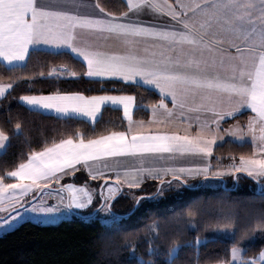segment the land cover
<instances>
[{
  "label": "snow or ice",
  "instance_id": "6c2138e0",
  "mask_svg": "<svg viewBox=\"0 0 264 264\" xmlns=\"http://www.w3.org/2000/svg\"><path fill=\"white\" fill-rule=\"evenodd\" d=\"M65 49L85 70L51 65L49 71L33 75L142 80L159 90L161 99L147 105L159 122L150 120L147 127L155 124V130H146L143 120H133V109L140 105L134 94L123 90L94 95L55 90L20 96L19 101L29 109L83 114L93 119L102 105H119L128 124L126 131L91 138L73 132L29 152L26 160L0 175V200L12 193L8 207L14 210V215L0 220V225L28 214L40 221H54L75 210L88 209L94 198L99 200L96 210L108 213V205L123 184L131 182L132 187H139L137 181L145 173L157 178L202 173L207 178L209 174L242 171L264 185V0H125L124 10L118 12L109 11L100 0L90 4L86 0H0V60L11 67L23 66L34 50ZM13 88L14 82L0 80V96ZM169 98L172 108L166 103ZM245 107L253 113L246 124L237 122L222 128L223 121L234 120ZM11 131L18 134L22 125L17 123ZM225 133L237 138L251 135L255 151L241 154L239 164L223 171L217 167L213 172L208 162L179 168L142 166L144 157L164 153L207 158ZM9 138L0 127V146ZM121 157L139 158L141 166L122 167L118 163ZM109 160L117 162L109 164ZM96 162H101L104 171L92 167ZM79 168L87 169L93 180L103 178V183L91 188L88 181L60 182ZM113 173L114 180L110 179ZM155 226L160 227L159 222ZM159 236L153 232L151 239ZM179 247L174 244L169 250V261ZM239 252L233 244L232 260L219 264H236L237 260L239 264H253L251 258L241 259ZM258 257L264 261V250ZM141 264L154 262L141 258Z\"/></svg>",
  "mask_w": 264,
  "mask_h": 264
},
{
  "label": "trees",
  "instance_id": "16d2710c",
  "mask_svg": "<svg viewBox=\"0 0 264 264\" xmlns=\"http://www.w3.org/2000/svg\"><path fill=\"white\" fill-rule=\"evenodd\" d=\"M100 2L113 12L123 11L125 6L123 0ZM62 64L72 71L85 70L80 60L68 51L34 50L23 66L8 67L0 62V80L14 82V88L0 96V127L10 137L0 151V175L26 160L29 152L38 151L45 143L67 134L78 131L91 138L127 127L117 108L104 106L99 118L90 122L29 109L19 101L22 95L55 90L83 91L92 95L123 90L137 98L136 103L140 106L133 111V117L137 119H146L147 105L161 99L151 89L118 80L68 77L67 74L62 78L33 75L49 71L51 65ZM246 117L247 113L241 112L234 120L223 121L222 125ZM17 123L22 125L18 134L11 131ZM249 153V142L225 139L213 146L209 156L212 171ZM235 174L242 181L236 180V185L233 182L229 186L225 180V188L202 187L203 180L211 176L195 179L192 185H188L186 179H162L164 183L177 179L181 184L163 192H160L162 180L154 179L145 180L136 188H122L110 202V210L118 216L110 223L90 215L89 212L99 205L98 199H94L90 211L89 208L79 210L75 216L58 223L22 221L0 235V264H141V258L154 264H217L230 260L233 244L242 249L243 259L255 257L264 248V228L261 227L264 225V193L255 191L254 178L244 172ZM89 179L79 169L72 177H64L63 182L70 180L83 184ZM91 183L99 186L101 181L92 180ZM143 194H150L151 198L140 199L134 207L139 195L149 197ZM86 217L88 221L83 220ZM155 222H159L160 227H156ZM149 226H152L151 231ZM153 232L160 233L159 239H151ZM174 244H180V247L169 261V250Z\"/></svg>",
  "mask_w": 264,
  "mask_h": 264
},
{
  "label": "crops",
  "instance_id": "0c3cea01",
  "mask_svg": "<svg viewBox=\"0 0 264 264\" xmlns=\"http://www.w3.org/2000/svg\"><path fill=\"white\" fill-rule=\"evenodd\" d=\"M124 2H125V0H123ZM86 2L87 3H92L93 2V0H86ZM174 2H175V0H174ZM184 2L185 3H188V2H190V0H184ZM49 51H68V52H70V50H68V49H65V50H49ZM71 53V52H70ZM72 54V53H71ZM73 55V54H72ZM74 56V55H73ZM0 62L1 63H3L4 65H6V66H8L7 65V63L6 62H4V61H2V60H0ZM8 67H11V66H8ZM94 80H118V81H121L119 78H105V79H99V78H96V79H94ZM123 82V81H122ZM125 83H131V84H138V85H141V86H144V87H146V88H148V89H151V90H153V91H155L156 93H158L159 94V96L161 97V95H160V93H159V90L158 89H156L153 85H149V84H145L142 80L140 81V83H136V82H125ZM39 94V93H38ZM98 94H100V93H98ZM86 95V94H85ZM92 95H94V94H92ZM22 103V102H21ZM166 103H167V105H168V108H172V104H171V102H170V98L168 99V100H166ZM23 104V103H22ZM24 105V104H23ZM104 106H110V107H113V108H117V109H119L120 110V112H121V115H122V117H123V109H122V106H119V105H112V104H110V103H108V104H105V105H102L101 106V110H102V108L104 107ZM135 108V107H134ZM39 111H41V110H39ZM133 111H134V109H133ZM41 112H43V113H47V114H53V115H55V116H59V117H76V118H80V119H83V120H86V121H90V122H93V121H95L96 119H98L99 118V116H100V113H101V111L99 112V113H97V115H96V118L95 119H93V118H90V117H87L86 115H83V114H76V113H69V114H62V113H56L55 111H41ZM157 112L159 113V109L157 110ZM241 112H246L247 113V117L246 118H248L250 115H253V113H252V111L250 110V109H248L247 107H245L244 109H242L241 110ZM124 118V117H123ZM245 118V119H246ZM125 120H126V122H127V124H128V121H127V119L126 118H124ZM173 120H175L176 119V117H173L172 118ZM133 120H135V121H140V120H143L144 122H145V128H146V130H155V124L153 125V128H151V129H149L148 127H147V125H148V122L150 121V120H156L157 121V123L159 122V120H158V117H154L153 116V112H152V110L150 109V108H148V117L146 118V119H137V118H134L133 117ZM237 122H242L241 120H237V121H234V122H232V123H230V124H228V126L229 125H233V124H235V123H237ZM226 126V125H225ZM228 126H226V127H228ZM127 130V127H126V129L125 130H121V131H126ZM193 131H195V127H193V129H192ZM180 131L182 132L183 131V126L181 125V127H180ZM227 139H230V140H232L231 138H227ZM225 140V139H224ZM222 142V141H221ZM218 143H220V142H218ZM5 144H6V142H5ZM217 144V143H216ZM4 146L5 145H2V146H0V148H4ZM176 154H179L180 156H177ZM187 153H185V154H181V153H175V154H168V153H164V154H162V155H158L157 157H151V156H147V157H144L143 158V167L144 168H162V167H165V166H175V167H177V168H179V167H181V166H188V165H190V163H188V161H190V159L187 157V155H186ZM174 155H176V161H175V156ZM117 161H113V160H109V161H107V163H109V164H114V163H116ZM100 163L101 162H96V163H94V164H92V167L94 168V169H97V170H101V171H104L101 167H100ZM118 163L120 164V166H122V167H128V168H135V167H140L141 166V163H140V160H139V158H133V157H121L120 159H119V161H118ZM159 163H161V164H159ZM208 163H210L209 162V159H208ZM80 170H82V171H84L90 178H92L91 176H90V174L88 173V171H87V169H85V168H79ZM78 169V170H79ZM114 173L110 176V179H113L114 180ZM181 177L178 173H173V174H168V175H165V176H161L160 178H157L155 175H148L147 173H145V176H144V178L143 179H141V180H139V181H137V183L139 184V186L145 181V180H148V179H154V180H162V179H165V178H169V177H176V178H179V177ZM185 176V175H184ZM183 176V177H184ZM186 176H188V175H186ZM181 179V178H180ZM184 179V178H183ZM101 180H103V178H101L100 180H96V181H101ZM11 182V181H10ZM61 183H69V182H71V183H75V182H73V181H70V180H67V181H65V182H63V178L61 179V181H60ZM41 183H44V181H41ZM53 184H55V181H53ZM77 184H79V183H77ZM96 185V184H95ZM123 186H128L129 188H136V187H132L131 186V182H129V183H125V184H123ZM12 193H6L5 194V197L2 199V200H0V220H5L8 216H9V213H6L7 211H5L7 208H9L8 207V205H9V203H11V197H12ZM10 210V209H9ZM75 211H79V210H75ZM73 214V213H72ZM68 217V216H67ZM66 217V218H67ZM71 217V216H70Z\"/></svg>",
  "mask_w": 264,
  "mask_h": 264
},
{
  "label": "rangeland",
  "instance_id": "374dc122",
  "mask_svg": "<svg viewBox=\"0 0 264 264\" xmlns=\"http://www.w3.org/2000/svg\"><path fill=\"white\" fill-rule=\"evenodd\" d=\"M242 121V123H244V124H246V122H247V118L246 119H243V120H241ZM226 126H228V125H226ZM225 125H222V128H227ZM181 134H183V131L181 132ZM227 138H231L232 140H234V141H237V142H239V143H241V142H249L250 144H251V153H249V154H245L246 156L247 155H251L254 151H255V145H254V143H253V141H252V138H251V135H245L244 137H242V138H237V137H233L231 134H229V133H225L224 135H223V139H221V140H218L216 143H218V142H221V141H223L224 139H227ZM215 143V144H216ZM215 144H213V146L215 145ZM4 148H0V151H2ZM177 156H180L179 154H176ZM176 155H174L175 156V161H176ZM187 155V157L190 159V161H188V163H190V165H192V164H202V163H204V162H208V159H209V157H207V158H202V157H200V156H196V155H192V154H186ZM239 157H238V159L237 160H233V161H231L227 166H225L224 168H220V170L221 171H223L224 169H226V168H228L231 164H233V163H236V164H239ZM159 164H161V163H159ZM214 172V171H213ZM242 172V171H241ZM245 173V172H244ZM246 175H248L247 173H245ZM208 176H211L212 178H207V179H205V180H203V182H202V187H215V186H221L222 184H221V182H220V180H219V178H223L224 179V182H225V180H226V183L227 184H229V186H231L232 184H233V182L235 183V181L236 180H239V182H241L242 180L240 179V176H237L236 177V175H235V173H233V172H224V174L223 175H221V176H212L211 174H209ZM249 176V175H248ZM179 177V176H178ZM204 177V175L201 173L200 175H195V176H184V177H179V179L181 178V179H186V181L189 183L188 185H192V183L194 182V180L195 179H199V178H203ZM213 177L214 178H217V179H213ZM90 178V177H89ZM251 178H254L255 179V177H251ZM165 179H167V178H165ZM93 179L92 178H90L89 180H86V181H88L89 182V186L91 187V188H98L99 186H97V185H95V184H93V183H91V181H92ZM149 180V179H148ZM258 183H259V187H260V189L262 190H264V185H261V183L257 180V179H255ZM101 183H103V180H101ZM100 183V184H101ZM256 184V183H255ZM163 186H162V188H161V191L160 192H163V190H169V188H178V187H180L181 186V184H180V182L177 180V179H174V180H172V181H169V182H167V183H164V184H162ZM123 188H126V189H128L129 187L128 186H123ZM125 194H127L126 192H125ZM152 194V193H151ZM65 195H66V193H65ZM144 196H146V195H150V194H143ZM139 196H141V195H139ZM30 198V197H29ZM95 199V198H94ZM99 206V205H98ZM98 206H97V208H98ZM109 207V206H108ZM90 209L91 208H89V210L88 211H90ZM110 209V208H109ZM5 211H7L6 213H9V215L10 214H12V215H14V210H9V208H7ZM90 213V215H92V217H93V215L94 216H96L97 218H99L101 221H103V222H105V223H110V222H112V221H114V220H116L117 218H118V216H116L115 215V213L113 212V211H109L108 213H105L103 210H100V211H97L96 210V208L93 210V211H90L89 212ZM68 216V217H67ZM73 217V216H75V214L73 213H70V214H67V215H63V216H60V217H58L56 220H54V221H40V220H38L35 216H33L32 214H28L27 216H24V217H22V218H20V219H17L15 222H8V224L5 226V225H0V235L1 234H3L4 232H6V231H9V230H11V229H13V228H15L19 223H21L22 221H25V220H30V221H32V222H36V223H41V224H49V223H51V224H54V223H58L60 220H62V219H64V218H69V217ZM77 216V215H76ZM70 217V218H71ZM8 218V217H7ZM7 218L5 219V220H7ZM84 221H88L89 220V218H84L83 219ZM238 248L240 249V252H239V257L241 258V259H243L242 258V249L238 246ZM262 250H264V248L262 249ZM261 250V251H262ZM248 258H251V260L253 261V264H257V262H259V264H263V261H259V257H258V254H257V256H255V257H248ZM230 260H232V255H230ZM217 264H219V263H217ZM236 264H239V260H237L236 261Z\"/></svg>",
  "mask_w": 264,
  "mask_h": 264
},
{
  "label": "water",
  "instance_id": "95a60500",
  "mask_svg": "<svg viewBox=\"0 0 264 264\" xmlns=\"http://www.w3.org/2000/svg\"><path fill=\"white\" fill-rule=\"evenodd\" d=\"M236 175V174H235ZM219 180L221 181V186L222 187H224L225 188V185H224V179L221 177V178H219ZM235 185H236V183H235ZM159 188H160V184L158 185V187H157V191L159 190ZM255 191L257 192V193H264V190H260V187H259V183L256 181V189H255ZM150 196V195H149ZM140 198H141V196H138L137 198H136V200H135V202H134V207H136L137 206V204H138V202H139V200H140ZM113 199V198H112ZM112 201V200H111ZM110 205V204H109ZM108 205V206H109ZM73 213H77V211H74ZM118 215H120V214H118Z\"/></svg>",
  "mask_w": 264,
  "mask_h": 264
}]
</instances>
